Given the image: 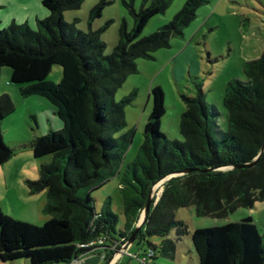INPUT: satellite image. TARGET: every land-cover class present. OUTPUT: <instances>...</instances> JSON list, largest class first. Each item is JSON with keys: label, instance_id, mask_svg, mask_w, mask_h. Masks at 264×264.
I'll use <instances>...</instances> for the list:
<instances>
[{"label": "trees", "instance_id": "obj_1", "mask_svg": "<svg viewBox=\"0 0 264 264\" xmlns=\"http://www.w3.org/2000/svg\"><path fill=\"white\" fill-rule=\"evenodd\" d=\"M39 1L48 16L35 19L34 29L26 22H10L0 29V74L10 69L9 83L18 86L22 99H46L60 125L28 144L35 159L51 158L40 165L37 180L27 181L30 195L46 191L42 212L50 218L36 226L0 212L2 264L19 259L28 264H69L87 256H104L107 263L114 254L107 245L90 249L78 245L99 237L128 240L152 186L167 177L135 239L144 246L135 255L151 253L150 261L157 255L173 254L176 241L188 235L186 224L175 217L179 209L193 207L197 216L215 217L264 200V152L252 166L229 169L251 163L264 143V49L259 58L244 63L245 81L231 80L225 86V132L218 129L216 114L197 83L193 96L182 97L181 141L167 138L160 131L164 94L159 86L151 88L152 108L142 144L134 159L123 164L133 133H123L129 99L117 103L115 93L137 73V60H152L153 53L169 48L170 40L183 36L184 28L208 1L187 0L168 24L141 37L148 21L164 13L172 0H144L138 11L130 0L124 5L132 28L128 30L122 22L118 44L109 55L104 54L101 35L110 22L86 32L76 28L77 20L64 22L63 14L78 10L84 0ZM108 4L100 0L90 11L89 22L100 17ZM53 66L61 68L57 84L47 80ZM14 111L10 97L0 94V165L23 147L11 149L3 143V122ZM220 168L225 170L206 171ZM114 177L119 178L124 220L118 232L110 200L97 211L91 198ZM171 233L174 240L169 239ZM153 238L161 244L152 243ZM190 241L197 264H264V234L250 216L196 229Z\"/></svg>", "mask_w": 264, "mask_h": 264}, {"label": "rangeland", "instance_id": "obj_2", "mask_svg": "<svg viewBox=\"0 0 264 264\" xmlns=\"http://www.w3.org/2000/svg\"><path fill=\"white\" fill-rule=\"evenodd\" d=\"M107 1L109 4L102 10L101 16L91 22H89L90 11L100 0H84L78 10L63 14L66 23L77 20L76 28L82 32L88 29L98 30L110 22L101 35V40L105 44V55L111 54L118 44V31L122 22H125L128 30L133 24L132 17L124 5L130 0ZM143 1L134 0L133 8L138 11ZM186 1L172 0L164 13L148 21L141 37H147L168 24ZM207 1L206 5L197 10L196 18L184 28L182 37L171 39L169 48L153 53L152 60H137V73L130 75L115 93L114 100L117 103L129 99V103L124 108L127 126L123 133L127 130L133 133L123 164L134 159L142 144L143 128L152 108L149 91L156 86H159L164 94L165 114L161 119L160 131L167 138L181 141L179 123L185 110L182 97L193 96L197 83L202 85L204 100L216 114L218 129L226 131L227 113L223 106L225 86L231 80L245 81L244 63L259 58L264 49V0ZM0 6V29H5L8 26V19L14 16L24 20L28 19V13L35 15L40 12L46 13L39 0H2ZM27 24L34 29L33 23ZM9 74V68H4L1 72L0 92L4 87L7 88L5 94L13 102L15 111L3 122L2 139L8 148L23 147L7 162L0 165V212L14 220L42 226L50 218L42 212L44 207L41 205L42 201L47 200L46 191L30 195L27 181L37 180L40 165L50 162L51 158L47 156L35 159L28 148V144L35 137H39L36 135V124L33 115L30 116L28 113L29 105L24 103L26 100L19 96L18 86L8 82ZM60 78L61 68L53 66L47 80L57 84ZM33 99L49 105L44 98ZM30 106L36 110L40 109L45 121V113L41 105L30 104ZM48 112L54 117L51 109ZM45 125L49 131L46 122ZM212 135L217 137L215 132ZM220 169L225 170V168ZM167 180L168 177L163 178L153 185L151 199L154 200V204L162 194L163 185ZM118 188L119 178L114 177L91 194L97 211L102 209L107 199L110 200L109 207L117 216L116 232L122 229L124 221ZM142 216L143 212L136 226ZM248 216L252 218L260 234H264V200L256 202L252 208L235 207L215 217L197 216L193 207L179 209L175 215L176 219L183 221L188 228V235L183 237L184 241H189L190 235L196 229L210 228L216 224L236 223ZM6 264H28V261L19 259L8 261Z\"/></svg>", "mask_w": 264, "mask_h": 264}, {"label": "crops", "instance_id": "obj_3", "mask_svg": "<svg viewBox=\"0 0 264 264\" xmlns=\"http://www.w3.org/2000/svg\"><path fill=\"white\" fill-rule=\"evenodd\" d=\"M0 1H2V0H0ZM1 5H2V7H5V6H3V4H1ZM46 13L40 12L37 15L28 13V15H27L28 19H24V20H21L22 18L14 16V18L8 19V21H9L8 24L10 22H15L18 24L30 22V23H33V25H34L35 19L46 18L48 16V12L46 11ZM7 78H8V82H9L10 74L8 75ZM8 86L11 87V85H8ZM6 91H7V88L4 87L1 90L0 94L5 93ZM33 98L34 97H30V98L25 99L26 101H24V103L29 105L28 113H30V116L33 115V119H34V122L36 124V130H37L36 135L42 136L48 132L47 126L45 125V122L49 126V128H48L49 130L59 129L60 125L56 119V116H55L51 106L49 107V105H45L43 103H40V101L33 99ZM30 104L41 105L42 111H44V113H45V121H44V116L41 115V113H40V109L36 110L32 106H30ZM49 109H51L54 117L49 115L50 114L48 112ZM45 204H46V201L43 200L41 205L44 206ZM41 205H40V207H41ZM216 225H218V224H216ZM174 238H175L174 233H171L169 236V239L174 240ZM151 242L154 243L155 245L161 244V240L157 239V238L151 239ZM143 247L144 246L142 244H140V242L135 241L133 244L127 246L125 248L124 252L117 254L114 257H112L111 261H109L108 263H104L103 261H100L99 258H97L96 256H87V257L79 259L77 262L72 263V264H135L136 261L133 260L132 258H130L129 254H136V253L139 254V252H141ZM125 259H127L128 261L126 262ZM150 264H197V257H196V254H195L193 248H192L191 241L190 240L184 241V239L182 238L179 241H176L173 254H167L166 256L157 255L154 259H152L150 261Z\"/></svg>", "mask_w": 264, "mask_h": 264}, {"label": "built area", "instance_id": "obj_4", "mask_svg": "<svg viewBox=\"0 0 264 264\" xmlns=\"http://www.w3.org/2000/svg\"><path fill=\"white\" fill-rule=\"evenodd\" d=\"M126 241H127L126 239H120L119 241H113L111 239L108 240L106 237H99L96 240L89 241L85 244H80L78 245V247L80 249H90L96 246L107 245L108 247H110L111 250L114 251V254H113V257H114L115 255L124 252L125 249H121V247L124 245ZM150 256H151V253H148V252L144 254H140V255L129 254V257L135 260L136 264H150V260H149ZM99 260L104 262V256H100ZM77 261L78 259L73 260L69 264L75 263ZM109 261H111V259Z\"/></svg>", "mask_w": 264, "mask_h": 264}, {"label": "water", "instance_id": "obj_5", "mask_svg": "<svg viewBox=\"0 0 264 264\" xmlns=\"http://www.w3.org/2000/svg\"><path fill=\"white\" fill-rule=\"evenodd\" d=\"M264 152V143L261 147V150L259 152V154L257 155V157L249 164H245V165H240V166H231L229 169H238V168H242V167H249V166H252L256 163V161L258 160V158L263 154ZM211 170H222V169H208L206 171H211ZM191 171L190 170H186V171H182L181 173L179 174H176V175H184V174H187ZM176 175H173V176H176ZM153 187V186H152ZM152 192H153V188H151L149 194H148V198H147V201H146V204H145V207L143 209V216H142V219L140 221V223L135 227L133 233L130 235L129 239L124 243V245L121 247V249H125L127 246L133 244L135 242V239L137 237V234L140 230V226L142 225V223L145 221L149 211H150V205H151V197H152Z\"/></svg>", "mask_w": 264, "mask_h": 264}]
</instances>
